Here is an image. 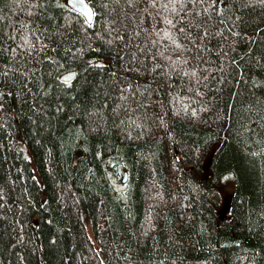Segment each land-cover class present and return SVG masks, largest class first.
<instances>
[{
  "label": "trees",
  "instance_id": "1",
  "mask_svg": "<svg viewBox=\"0 0 264 264\" xmlns=\"http://www.w3.org/2000/svg\"><path fill=\"white\" fill-rule=\"evenodd\" d=\"M65 1L0 0V264H264V0Z\"/></svg>",
  "mask_w": 264,
  "mask_h": 264
},
{
  "label": "water",
  "instance_id": "2",
  "mask_svg": "<svg viewBox=\"0 0 264 264\" xmlns=\"http://www.w3.org/2000/svg\"><path fill=\"white\" fill-rule=\"evenodd\" d=\"M65 2H66V5L71 10L80 14L88 24H92L93 19H94V12L86 0H66ZM74 77H75V72L69 71V72L63 73L59 77V80L60 82H63V83H69L74 79ZM76 161H77V157L75 156L73 159V166L76 165ZM126 178H127V175L124 174L122 182H125ZM227 206H228V203L224 202L218 213V218L220 221L225 220Z\"/></svg>",
  "mask_w": 264,
  "mask_h": 264
},
{
  "label": "rangeland",
  "instance_id": "3",
  "mask_svg": "<svg viewBox=\"0 0 264 264\" xmlns=\"http://www.w3.org/2000/svg\"><path fill=\"white\" fill-rule=\"evenodd\" d=\"M122 183H125V182H122Z\"/></svg>",
  "mask_w": 264,
  "mask_h": 264
}]
</instances>
